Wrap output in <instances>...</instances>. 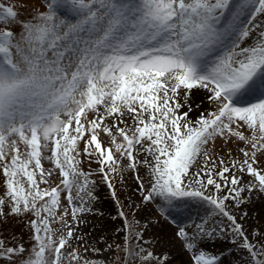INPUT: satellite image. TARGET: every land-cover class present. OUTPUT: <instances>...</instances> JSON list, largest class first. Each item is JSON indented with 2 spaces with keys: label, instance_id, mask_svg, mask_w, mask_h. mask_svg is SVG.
<instances>
[{
  "label": "snow or ice",
  "instance_id": "1",
  "mask_svg": "<svg viewBox=\"0 0 264 264\" xmlns=\"http://www.w3.org/2000/svg\"><path fill=\"white\" fill-rule=\"evenodd\" d=\"M46 4V11L20 22V34L0 32V170L9 209L5 214L6 199L0 198V219L7 222V215L29 213L35 217L29 221L32 248L5 247L0 239V259L13 264L19 254L18 264H80L78 251L68 249L70 240L83 237H74L72 224L65 219L67 208L59 215L57 210L64 192L77 225L79 214L91 211L84 204L94 198L89 188L94 182L91 173L80 169L82 152L89 163L100 164L113 197L114 174L122 176L131 169L137 171L142 203H157L162 215L189 199L212 206L208 217L194 224L191 235L185 227L177 232L194 253V264H219L217 256L199 247L226 230L212 223L217 215L229 221L232 243L240 241L239 247L252 258L250 264H264V245L249 242L225 203L232 200L239 209L254 192L264 194V169L254 167L257 154L264 156V19H260L264 0H243L242 7L251 10L247 23H238L240 13L234 12L226 25L221 21L230 0H46ZM69 8L74 22L62 18ZM17 17L13 7L0 3V22ZM201 92L202 99L193 104L192 96ZM197 111L193 119L190 113ZM101 133L114 148L104 146ZM217 138L223 140L226 158L218 155L221 149L209 155L208 145ZM237 140L252 149H239L243 161L233 159L227 149ZM46 151L50 156H43ZM42 159L59 170L62 187L41 188L54 174L44 168ZM138 165L145 167L144 177ZM245 173L248 181H243ZM223 189L226 194L218 195ZM120 216L131 235L133 222L122 211ZM51 222L67 229L58 242ZM135 235L143 240L142 233ZM116 250L125 253L116 257L124 264L137 259L140 264L153 259L167 264L166 253L155 254L143 244L117 245Z\"/></svg>",
  "mask_w": 264,
  "mask_h": 264
},
{
  "label": "rangeland",
  "instance_id": "2",
  "mask_svg": "<svg viewBox=\"0 0 264 264\" xmlns=\"http://www.w3.org/2000/svg\"><path fill=\"white\" fill-rule=\"evenodd\" d=\"M0 3H3L5 7L11 6L18 12V17L15 20L9 19L0 22V32L8 29L17 35L22 31L20 22L29 21L34 15L47 10L46 0H0ZM242 6L243 0H230L229 10L225 13L221 21L222 25H226L232 20V13L234 12L240 13L238 23H247L251 10ZM70 11L69 8L62 18L68 19L69 22H74V17L69 14ZM260 19H264V17H260ZM199 94L196 93L194 94L195 96H192L193 104L199 103L202 99L204 93L201 92ZM207 106V103L202 105L204 108ZM187 110V108L181 109V111ZM198 114V111L190 113L193 119ZM89 119H91V116ZM245 135H250V130L245 131ZM100 138L104 142L105 147L114 148L111 145L110 138L106 134L101 133ZM119 139L121 138L118 137ZM222 145L223 140L220 138H217L214 143H210L208 145L209 155L215 156V150L221 149L218 155L226 158V149H222ZM19 147L22 153L27 150L22 143H19ZM83 147L84 144L81 142L79 148L82 150ZM240 148H244L249 152L252 151L250 145L239 140L236 143H229L227 145V149H231L234 154L233 159L243 161L244 157L243 153L239 151ZM115 155L117 159H120L119 154ZM257 155L259 163L258 165H254V167L264 169V156H260L259 153ZM43 156H50V151L44 152ZM80 159L82 161L80 169L85 173H91L90 179L94 182L89 185L94 198L84 204V207H90L91 211L79 214L78 219L81 222L77 225L72 220V206L68 204L66 193L64 192L61 193V204L57 210V215H59L67 208L68 215L65 219L71 222L74 237H83V240H76L74 238L70 240L71 248L68 249L71 251L72 248H75L78 251L82 257L80 264H84V260L91 261L92 264H124L123 259H116L117 255L123 258L124 254L123 251L117 252L116 246L120 245L123 248L126 244H133V247L137 244H143L145 248L151 249L155 254L166 253L167 264H194L192 259L194 253L186 249L185 242L177 237V232L179 227H185L186 231L191 235L194 224L200 223L202 219L207 218L212 210V206L206 202L202 203L189 199L187 203L181 204L180 207L169 208L168 212L162 215L157 203H142V195L137 192L138 182L136 180V170L130 169L125 171L122 176L120 174H114L112 184L116 195L113 197L112 190L103 180L99 171L100 164L96 162L89 163L83 157L82 152ZM127 163L126 159L122 161L124 165ZM210 163L211 161H209ZM42 164L46 170L52 169L54 174L49 178L48 184L42 183L40 185L41 188H48L50 190L52 187L60 185L62 177L59 176V170L55 169L52 162L48 159H42ZM217 164H219L218 160ZM107 170L105 168V171ZM138 170L139 175L144 177L146 174L145 167L138 165ZM219 170V167H217L216 171ZM236 174L240 175V172L237 171ZM213 175L215 176V173ZM227 175L230 176L231 173ZM216 178L218 182L222 183L218 177ZM37 179H39V176H37ZM249 179V176L245 173L243 175V181H248ZM4 182L5 177L2 174V170H0V196L6 193ZM22 182L25 188H27L26 180ZM60 186L62 187V185ZM209 192L215 194L213 186H209ZM226 192L227 189H223L218 195L223 196ZM73 195H75V189H73ZM85 199L87 200V197ZM75 203L79 204V201H75ZM225 203L228 206V210L236 216L238 222L243 226L249 242L256 246L264 245V194L254 192L251 201L242 205L239 209L234 207L232 200H228ZM8 211L9 209L5 214ZM121 211L124 213V217L127 218L128 222H133L131 235H129V230L125 226V219L120 216ZM243 213H247V215L243 219H240ZM13 217L7 215V222L0 219V239L4 240L5 247L23 245L26 250L31 249L35 241L29 221L35 219V217L30 213L25 214L19 217L21 220L18 222L15 221L16 217ZM212 223L217 226L223 225L226 230L222 234L214 236L211 240H206L199 247L205 252L217 256L219 258V264H250L252 258L245 249L239 247L240 241L238 240L237 243H232L233 234L227 230L230 228L229 221L222 215H217L212 219ZM50 227L55 232L54 239H57V242L61 234L66 236L67 229H60L59 224L51 222ZM137 232L143 234V240L136 239L135 234ZM255 233H259V235H255ZM126 236H129L127 241L125 239ZM157 240L159 243L155 245L144 243L145 241ZM93 249L98 251L94 252ZM24 255L27 256L28 253L26 252ZM21 259L22 257L17 254L14 257L13 264H18ZM0 264H9V261L0 259ZM130 264H140V261L138 259L134 262L130 261ZM146 264H157V262L153 259L146 262Z\"/></svg>",
  "mask_w": 264,
  "mask_h": 264
},
{
  "label": "trees",
  "instance_id": "3",
  "mask_svg": "<svg viewBox=\"0 0 264 264\" xmlns=\"http://www.w3.org/2000/svg\"><path fill=\"white\" fill-rule=\"evenodd\" d=\"M0 198H5L6 199V202H7V197L4 195V194H2L1 196H0ZM7 210H8V205L6 204L5 205V207H4V212L6 213L7 212ZM13 217V216H12ZM14 218V217H13ZM21 220V218H19V217H16V219H15V221H20ZM130 246H132L133 247V244H129ZM125 256V253L123 254V257Z\"/></svg>",
  "mask_w": 264,
  "mask_h": 264
},
{
  "label": "bare ground",
  "instance_id": "4",
  "mask_svg": "<svg viewBox=\"0 0 264 264\" xmlns=\"http://www.w3.org/2000/svg\"><path fill=\"white\" fill-rule=\"evenodd\" d=\"M199 94V93H198ZM200 95V94H199ZM195 96V95H194Z\"/></svg>",
  "mask_w": 264,
  "mask_h": 264
}]
</instances>
